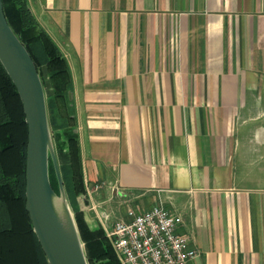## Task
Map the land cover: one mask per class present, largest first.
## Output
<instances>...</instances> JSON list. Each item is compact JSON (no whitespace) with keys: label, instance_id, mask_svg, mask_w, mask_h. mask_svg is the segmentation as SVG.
<instances>
[{"label":"crops","instance_id":"obj_1","mask_svg":"<svg viewBox=\"0 0 264 264\" xmlns=\"http://www.w3.org/2000/svg\"><path fill=\"white\" fill-rule=\"evenodd\" d=\"M27 1L71 70L87 226L163 206L186 264H264V0Z\"/></svg>","mask_w":264,"mask_h":264},{"label":"trees","instance_id":"obj_2","mask_svg":"<svg viewBox=\"0 0 264 264\" xmlns=\"http://www.w3.org/2000/svg\"><path fill=\"white\" fill-rule=\"evenodd\" d=\"M3 3L10 25L31 54L43 82L48 78L52 92L47 98L48 108L63 120L58 124L49 118L53 134L57 132L68 146L70 162L60 169L89 264H121L104 231L91 230L85 222L82 207L88 205V197L83 185L75 107L69 100L72 75L67 59L38 23L27 0H3ZM27 144L23 103L0 61V264H49L26 210ZM50 176L55 191L59 192L52 161Z\"/></svg>","mask_w":264,"mask_h":264},{"label":"water","instance_id":"obj_3","mask_svg":"<svg viewBox=\"0 0 264 264\" xmlns=\"http://www.w3.org/2000/svg\"><path fill=\"white\" fill-rule=\"evenodd\" d=\"M0 61L17 87L28 125L26 210L33 230L49 264H89L60 169L45 85L31 54L8 21L3 0H0ZM69 100L73 101L72 92ZM50 161L54 165L59 192L51 182ZM55 199H62L73 236L65 231L59 220Z\"/></svg>","mask_w":264,"mask_h":264},{"label":"built area","instance_id":"obj_4","mask_svg":"<svg viewBox=\"0 0 264 264\" xmlns=\"http://www.w3.org/2000/svg\"><path fill=\"white\" fill-rule=\"evenodd\" d=\"M103 226L121 264H186L197 256L190 240L178 234L181 218L163 206L130 209L127 217Z\"/></svg>","mask_w":264,"mask_h":264},{"label":"bare ground","instance_id":"obj_5","mask_svg":"<svg viewBox=\"0 0 264 264\" xmlns=\"http://www.w3.org/2000/svg\"><path fill=\"white\" fill-rule=\"evenodd\" d=\"M54 203H55L56 213L59 217V220H60L62 226L64 227L65 231L69 235L73 236V229H72V226H71L69 219L67 218V214L65 212V206L62 202V199H55Z\"/></svg>","mask_w":264,"mask_h":264},{"label":"rangeland","instance_id":"obj_6","mask_svg":"<svg viewBox=\"0 0 264 264\" xmlns=\"http://www.w3.org/2000/svg\"><path fill=\"white\" fill-rule=\"evenodd\" d=\"M44 85H45V90H46V93H47V98L48 97H50L51 96V94H52V92H51V87H50V83L46 80L45 81V83H44ZM52 112H51V111ZM48 111L50 112L49 113V118H51V119H53L56 123H58V124H62L63 123V120L58 116V117H55V115H54V110L53 109H51V108H48ZM64 123H65V121H64ZM53 137H54V139H55V144H56V142L58 141V139H59V137H60V135H58V133L56 132L55 134H53ZM56 150H58L57 149V145H56ZM69 196H70V194H69ZM69 200H70V198H69ZM115 209H117V211H114V213L112 214V216H113V219L118 215V209H119V207H118V205H112Z\"/></svg>","mask_w":264,"mask_h":264}]
</instances>
